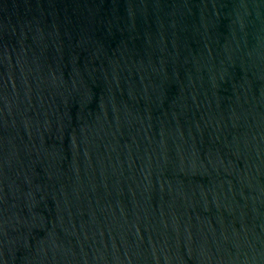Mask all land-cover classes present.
<instances>
[{"label": "water", "instance_id": "obj_1", "mask_svg": "<svg viewBox=\"0 0 264 264\" xmlns=\"http://www.w3.org/2000/svg\"><path fill=\"white\" fill-rule=\"evenodd\" d=\"M0 264H264V0H0Z\"/></svg>", "mask_w": 264, "mask_h": 264}]
</instances>
